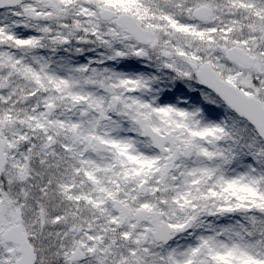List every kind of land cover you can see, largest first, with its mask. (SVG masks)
<instances>
[{"label":"snow or ice","instance_id":"6c2138e0","mask_svg":"<svg viewBox=\"0 0 264 264\" xmlns=\"http://www.w3.org/2000/svg\"><path fill=\"white\" fill-rule=\"evenodd\" d=\"M0 264H264V0H0Z\"/></svg>","mask_w":264,"mask_h":264}]
</instances>
